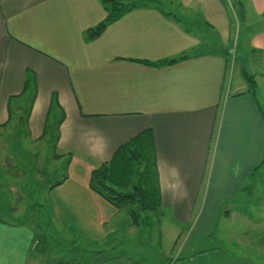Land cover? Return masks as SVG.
I'll list each match as a JSON object with an SVG mask.
<instances>
[{
  "label": "crops",
  "instance_id": "crops-1",
  "mask_svg": "<svg viewBox=\"0 0 264 264\" xmlns=\"http://www.w3.org/2000/svg\"><path fill=\"white\" fill-rule=\"evenodd\" d=\"M160 1L183 8L197 1L198 21L226 31L223 0ZM263 13L264 0H245V16L253 19H245L248 49L261 55L264 69ZM105 17L99 0H0V125L9 120L10 110L26 111L34 96L27 139L37 141L53 114L55 151L60 154L54 153L52 160L77 155L99 167L118 147L151 129L161 212L170 209L175 224L194 218L197 235H188L185 251L203 238L215 240L204 234L245 191L253 169L264 160V114L257 97L246 93L245 85L223 95L228 64L222 52L161 67L136 62L157 63L203 45L195 28H183L163 10L135 9L86 42L85 30ZM254 24L258 28L252 30ZM27 78L31 87L14 98ZM14 102L19 104L16 109ZM85 190L92 191L89 186ZM35 238L29 227L0 218V264H31ZM126 242L128 250L136 249L133 237L123 236L108 249L121 243L123 251ZM220 252L197 253L180 264L217 258Z\"/></svg>",
  "mask_w": 264,
  "mask_h": 264
},
{
  "label": "rangeland",
  "instance_id": "rangeland-1",
  "mask_svg": "<svg viewBox=\"0 0 264 264\" xmlns=\"http://www.w3.org/2000/svg\"><path fill=\"white\" fill-rule=\"evenodd\" d=\"M157 4V9L178 14L185 25L195 26L193 31L196 30L197 37L209 50L223 53L222 46L231 49L233 57L228 63L223 95L234 93L241 85L247 87L241 76V70L245 69L255 77L257 102L264 114L263 59L248 49L249 33L245 30L246 24L239 21L235 0L224 1L226 31L221 27L213 30L202 20L198 21L200 18L195 15L199 11L197 1H191L187 9L178 3L169 5L163 1L162 4L158 0ZM249 20H253L251 16L246 18ZM253 27L255 30L258 24ZM13 106L16 109L19 104L14 102ZM13 119L18 121V117ZM20 130V123L0 129V218L23 224L36 235L37 248L32 251L35 254L31 264H85L91 261L92 264H164L178 257L180 260L175 264H180L185 258L210 250L222 252L217 258L203 256L190 264H264V166L249 179L245 191L223 208L212 229L204 234L215 240L203 238L193 242L195 245L185 251L183 245L188 235L189 239L197 235L192 231L194 218L190 223L175 224L171 210L166 209V214H161L157 226L151 231L132 230L128 227L125 210L116 209L92 189L91 193L85 190L90 183L91 171L99 165L77 155L52 160L54 153L60 154L55 151L58 130L53 114L42 140L22 141ZM64 177L63 186L50 189ZM196 212L197 208L194 214ZM223 212H227L226 215ZM130 229L136 232L131 233ZM138 235H142L140 240ZM122 236L125 240L133 237L136 249L131 243L134 250H128L129 243L126 242L123 251L120 243L117 248L94 256L84 252L112 246ZM138 241H141L140 247H137Z\"/></svg>",
  "mask_w": 264,
  "mask_h": 264
},
{
  "label": "trees",
  "instance_id": "trees-1",
  "mask_svg": "<svg viewBox=\"0 0 264 264\" xmlns=\"http://www.w3.org/2000/svg\"><path fill=\"white\" fill-rule=\"evenodd\" d=\"M224 1L225 0H223V3ZM99 2L107 15L106 18L98 25L89 28L84 32V40L86 42L98 39L110 24L118 20L126 13L139 8L158 7V0H99ZM162 4L160 5L162 6ZM235 5L238 7L239 21L241 24H244L246 19L245 0H235ZM163 12L165 16L170 17L172 15L173 18H176V22L179 21L180 24H185L180 20V18H177L176 15L165 12L164 10ZM261 16L264 18V13ZM221 49L225 50L222 54L228 64L232 59L231 57H233V55H231L232 51L231 49H226L223 46ZM211 52L213 51L209 50L206 45H202L193 49V51H190L189 53H183L176 58L162 60L157 63L150 64L143 61L136 62L161 67L174 65L191 57ZM251 52L253 51L251 50ZM241 76L248 86L246 93H250L256 98L257 83L255 81V77L250 75L245 69L241 70ZM31 85L32 80L27 78L22 93L18 97L14 98L22 97ZM34 99V96L30 98L29 105L24 112L22 111L20 113L12 114V111L10 110L9 120L5 124L0 125V129L15 127L17 123H20L21 130L19 133L22 134L20 137L23 138L22 141H29L27 139V120ZM256 103L258 105L257 100ZM53 106L54 103L51 102L48 114H50ZM14 117H18V121L13 119ZM46 133L47 130L45 128L43 135L39 139L45 137ZM16 136H14V138H16ZM59 157L60 156H57L56 158ZM263 166L264 160L253 169L251 176L253 177L254 174ZM64 181L65 177L54 183L50 189L60 186ZM89 186L93 191L100 195L102 199L112 204L116 209L125 210L129 219L130 227L149 229L150 231L156 227L162 216V212L156 165L155 141L151 129L137 134L127 143L118 147L109 161L102 163L99 168L91 172ZM223 213L225 214L227 212ZM107 244H109V242ZM98 248V251L94 249L86 250L84 252L86 253L88 251V255L90 254L91 256H94V254L110 250L108 249L109 247L106 246ZM102 248L104 250H102ZM176 260L178 261L180 258L178 257ZM176 260H168L167 262H164V264H175ZM85 264H92V261Z\"/></svg>",
  "mask_w": 264,
  "mask_h": 264
}]
</instances>
